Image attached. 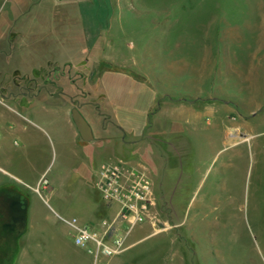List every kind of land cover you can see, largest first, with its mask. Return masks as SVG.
Returning a JSON list of instances; mask_svg holds the SVG:
<instances>
[{
    "label": "rangeland",
    "instance_id": "rangeland-1",
    "mask_svg": "<svg viewBox=\"0 0 264 264\" xmlns=\"http://www.w3.org/2000/svg\"><path fill=\"white\" fill-rule=\"evenodd\" d=\"M0 113L26 128L2 158L30 184L35 249L15 262L25 205L3 192L0 264H94L60 217L112 213L93 178L114 159L152 179L156 223L126 244L159 226L135 248L162 264L177 234L185 264H264V0H0Z\"/></svg>",
    "mask_w": 264,
    "mask_h": 264
},
{
    "label": "built area",
    "instance_id": "built-area-1",
    "mask_svg": "<svg viewBox=\"0 0 264 264\" xmlns=\"http://www.w3.org/2000/svg\"><path fill=\"white\" fill-rule=\"evenodd\" d=\"M93 183L106 208L114 206L112 213L89 222L75 216L60 219L74 243L83 247L93 263L98 264L102 258L118 255L129 247L125 241L136 224L156 222L151 213L152 179L144 168L117 159L105 161L96 168ZM39 186L46 189L48 180L40 178L33 188L37 193Z\"/></svg>",
    "mask_w": 264,
    "mask_h": 264
},
{
    "label": "crops",
    "instance_id": "crops-1",
    "mask_svg": "<svg viewBox=\"0 0 264 264\" xmlns=\"http://www.w3.org/2000/svg\"><path fill=\"white\" fill-rule=\"evenodd\" d=\"M0 194L3 192H11L16 194L18 198H21L23 200L25 208L24 211H21L20 209L16 212L17 215V221L18 222H26L27 227L25 232L20 234L21 230L20 227L16 230V236L13 238L12 243L7 244L14 247H19V251L17 253V258L15 262H25L27 260H23L25 256H28L29 262H35V253H34V245L32 241L30 240V229L32 228L31 224V214L34 212L31 211L30 203L25 198V187L30 186V184L26 181H22L24 183H20V177H18L13 171L9 169L11 166V161L7 158H2L4 156V149L7 146V143H11V141H15L16 138L20 139V142H22L23 145L28 144V139L25 138L26 135V128L25 127H13L8 121H5V117H2V114L0 113ZM3 122V124H2ZM2 155V156H1ZM11 168V167H10ZM42 175L38 178H36L32 183L35 184L32 186V189L37 185ZM34 191V190H32ZM36 192V191H34ZM1 199V196H0ZM1 202V200H0ZM108 211V210H107ZM89 221H92L89 220ZM88 221V222H89ZM84 222V221H83ZM19 226V225H18ZM155 226V225H152ZM182 227V226H179ZM187 236L191 235V228L187 227L186 229ZM159 232V226L155 228L154 231L147 233L143 237L149 236L152 233ZM143 237H140L139 239L132 241L129 243V247L123 251L122 253L112 256V257H106L102 258L98 264H162L159 260V243H150L146 249L141 250L140 248H135L136 243L141 241ZM177 243L175 244L174 248H177L178 251V258L177 261L180 259L182 264H185L188 258L191 257L192 249L190 248L189 244H187L186 239H180V235L177 234ZM6 241V240H5ZM145 241V240H144ZM141 241L140 243L144 242ZM6 245V243H5ZM37 245H40V243H37ZM25 246L28 247L27 250H25ZM194 253V251H193ZM176 260H171V264H176ZM179 264V263H177Z\"/></svg>",
    "mask_w": 264,
    "mask_h": 264
},
{
    "label": "water",
    "instance_id": "water-1",
    "mask_svg": "<svg viewBox=\"0 0 264 264\" xmlns=\"http://www.w3.org/2000/svg\"><path fill=\"white\" fill-rule=\"evenodd\" d=\"M72 114H73V120L75 121V123L82 132H85L86 129H89L84 117L80 114V112L77 109H74ZM89 137L90 136L88 137L85 136V138H89Z\"/></svg>",
    "mask_w": 264,
    "mask_h": 264
}]
</instances>
